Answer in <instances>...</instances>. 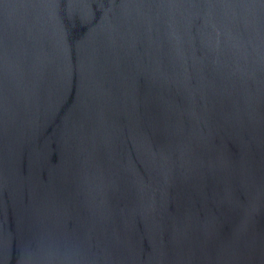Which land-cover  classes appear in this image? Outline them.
Segmentation results:
<instances>
[{
  "label": "water",
  "instance_id": "1",
  "mask_svg": "<svg viewBox=\"0 0 264 264\" xmlns=\"http://www.w3.org/2000/svg\"><path fill=\"white\" fill-rule=\"evenodd\" d=\"M0 264H264V0H0Z\"/></svg>",
  "mask_w": 264,
  "mask_h": 264
}]
</instances>
